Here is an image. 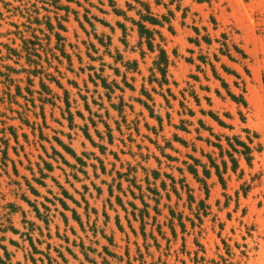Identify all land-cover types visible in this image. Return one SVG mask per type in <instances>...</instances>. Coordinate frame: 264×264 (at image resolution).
Listing matches in <instances>:
<instances>
[{"label":"rangeland","instance_id":"374dc122","mask_svg":"<svg viewBox=\"0 0 264 264\" xmlns=\"http://www.w3.org/2000/svg\"><path fill=\"white\" fill-rule=\"evenodd\" d=\"M137 1L162 21L144 22L156 31L153 51L133 23L145 13ZM221 34L246 56L247 72L226 57L215 65L245 80L257 151L251 170L241 163L244 179L224 176L225 190L212 175L205 199L179 168L186 154L205 162L200 151L212 152L196 140L198 119L226 130L199 111L237 116L215 95L209 66L197 70L198 56L219 45L190 41ZM160 49L168 84L155 66ZM187 84L200 98L199 106L189 98L195 116L183 117L189 133L173 128L181 117L167 92L179 99ZM244 180L251 190L236 208ZM224 194L232 196L227 206ZM222 240L233 262L264 264V0H0V264H190L200 247L209 258L223 254ZM237 245H247L246 257Z\"/></svg>","mask_w":264,"mask_h":264},{"label":"trees","instance_id":"16d2710c","mask_svg":"<svg viewBox=\"0 0 264 264\" xmlns=\"http://www.w3.org/2000/svg\"><path fill=\"white\" fill-rule=\"evenodd\" d=\"M140 5L145 10V14L139 12L140 20L133 23L138 27V33L140 37H144L147 41V45L149 50L153 51L154 47L152 44L154 32L149 30L144 22H147L151 25H162V21L158 20L157 17H154L150 12V8L147 4L140 2ZM114 12L120 14L121 11L114 9ZM165 20V19H163ZM62 28V27H60ZM197 36L199 35V31L195 29ZM204 42L206 45H211L213 42L217 43L219 47L216 49V52H213L211 57L206 55H199L198 61L200 65H197V70L201 73H205L204 69L201 68L202 66H209L211 71L212 77L215 81L219 83L218 87L214 89V93L217 97L222 100L228 99L230 103L235 105L236 107V116L232 115L230 112H224L222 117L213 111H204L200 109V114L202 116H208L213 122L216 123L220 130H226V132H214V129L210 126H206L202 119H198V127L195 129L197 133L196 140L203 141L206 143L207 146L212 148V152H204L203 150L200 151V155L202 158H205L206 161L203 162L201 158L195 157L193 154H186V160L182 161V164L185 166V169L179 168L181 174H183L184 170L187 171L198 183L204 194L205 199H208L209 196V187L207 184V180L214 175L217 178L218 183L221 185L222 189L227 188V181L225 180L224 176L227 173H231L232 175L236 176L237 181L244 179L246 175L245 168L241 166L243 162L246 165V168L252 169L253 161H254V153L257 151L255 145L256 135L250 131L246 127V115L244 113V109L247 107V102L245 99V80L243 79L240 72L227 66L224 63L220 64V70L227 75L231 82L227 81L224 77H222L221 73L216 68L215 63L221 61L222 57H226L227 60L231 63L238 64L242 66L245 72H247L246 65L244 64V60L246 56L240 48L236 45H230L229 39L226 34H221L220 39L216 38L212 40L207 35L202 36L201 39L196 37L195 39H191L190 42H194L197 46L200 45V42ZM191 61V60H190ZM167 65V56L163 49H160L158 60L155 62V66L157 70L162 75V83L168 84V81L165 80V70ZM194 81H199L197 76L191 77ZM208 80V78H206ZM175 84V83H173ZM199 90L209 92L210 88L207 86H199ZM169 96L172 100H178V110L177 115L180 118L179 124L173 125V128L176 130L183 131L185 133H189L188 125H191L192 122L189 121L187 118H192L195 116V111H193L188 103L189 98H192L197 106L200 105V98L198 93L196 92L194 85H188L181 89L178 93V96L171 93L170 89L167 90ZM209 105H211V98L204 96L203 97ZM167 106L173 108L170 105L169 100H166ZM168 117H170L168 115ZM158 120L161 122V119L157 117ZM237 122L236 124H234ZM237 129V133L234 131ZM201 131H207L209 136L203 138L200 136ZM229 132V133H227ZM232 132V133H231ZM234 132V133H233ZM231 133V134H230ZM173 141H176L183 145L184 147H188L189 143L177 136L176 134L173 135ZM193 153L196 152V148L192 146ZM171 160H177L176 158L170 157ZM251 182H254L257 179L256 175H251L249 173ZM230 177V175H229ZM173 183H177L174 179L172 180ZM181 184V190L185 191L188 194L189 202H193L194 198L191 194V189L185 184L184 177L178 181ZM251 190L250 184H247V181L244 180L239 187V190L235 192V203L236 208L239 206L240 197H246L248 192ZM175 193L179 196V193L175 189ZM225 206L229 205L232 201V196L225 195ZM198 207L206 213V210L209 208L208 205H205L204 200H200L198 203ZM245 209H243V214ZM248 236L251 237V234L248 233ZM245 239V238H244ZM223 250L224 253L220 254L217 253L215 257H206L205 252L200 247L202 251V255H199V251L194 253V256L190 258V264H238L232 261L234 258V253L232 251V247L226 243L225 240H222ZM237 248L244 250L240 251L241 256L246 257L247 253V245L236 246ZM219 249V248H217ZM185 264V262H182Z\"/></svg>","mask_w":264,"mask_h":264},{"label":"crops","instance_id":"0c3cea01","mask_svg":"<svg viewBox=\"0 0 264 264\" xmlns=\"http://www.w3.org/2000/svg\"><path fill=\"white\" fill-rule=\"evenodd\" d=\"M140 2L141 1H137V3H139L140 4ZM144 10V9H143ZM120 11V10H119ZM114 12V11H113ZM139 12H141L142 14H145V13H143V11L142 10H140ZM139 12H138V14H139ZM115 13V12H114ZM115 14H117V13H115ZM121 14V13H120ZM153 15V14H152ZM145 24V23H144ZM146 26V25H145ZM154 33H156V31H154V30H152ZM153 41H154V38H153ZM153 41H152V44H153ZM153 47H154V45H153ZM227 66H229V65H227ZM220 73H221V75H222V77H224V76H227V75H225L221 70H218ZM165 84V83H164ZM205 111V110H204Z\"/></svg>","mask_w":264,"mask_h":264}]
</instances>
